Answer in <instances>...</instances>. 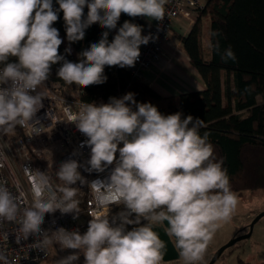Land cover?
Wrapping results in <instances>:
<instances>
[{"label":"clouds","instance_id":"clouds-1","mask_svg":"<svg viewBox=\"0 0 264 264\" xmlns=\"http://www.w3.org/2000/svg\"><path fill=\"white\" fill-rule=\"evenodd\" d=\"M168 2L55 0L56 8L54 0H0V135L13 133L17 126L27 129L30 138L44 133L46 127L37 117L44 107L41 89L58 62L63 61L57 76L84 87L106 83L105 66L134 67L141 46L158 37L142 35L143 26L130 21L119 27L111 42L109 31L117 29L122 13L162 22ZM85 6H89L87 15ZM61 11L69 42L83 40L95 22L109 30L83 49L78 61L67 58L73 51L71 45L65 54H58L63 41L53 25ZM212 47L225 62L237 60L230 46L223 52L218 44ZM135 96L128 92L99 105L81 102L76 111L72 106L64 108L67 121L87 137L81 148H90V158L83 163L76 159L61 162L55 177L62 186H54L46 171L31 172L30 206L21 210L17 196L0 180V224L20 225L15 235L18 243L36 235L33 246L41 250L57 244L61 250H77L57 264H78L81 253L84 264H162L166 244L154 229L167 222L165 233L175 238L185 264L203 260L217 230L231 221L239 203L224 160L216 157L210 133L201 134L204 120L182 112L164 115L151 102H137ZM5 148L0 143V154ZM114 162L105 180L88 183L79 171L103 173ZM77 182L87 184L95 205L107 211L93 214L83 234L64 227L42 229L46 214L59 211L78 218ZM17 189L23 196L19 184ZM111 205L125 208L118 214V224L117 217L109 219ZM133 214L134 219L130 218ZM128 225L138 227L129 231ZM8 238L0 232V240ZM0 262L9 264L4 250H0Z\"/></svg>","mask_w":264,"mask_h":264},{"label":"trees","instance_id":"trees-1","mask_svg":"<svg viewBox=\"0 0 264 264\" xmlns=\"http://www.w3.org/2000/svg\"><path fill=\"white\" fill-rule=\"evenodd\" d=\"M206 1L201 13L211 17L206 37L211 58L206 60L202 56L201 32L197 25L182 41L192 66L208 85L207 90L162 97L145 82L136 80L127 67L119 66H105L108 79L102 85L68 84L56 75L63 61L52 66L46 84L64 98L96 104L133 92L137 102H151L164 115L182 112L184 116L204 120L206 127L201 129V134L210 133L215 155L224 160V167L228 170L231 188L241 196L247 191L264 190V0ZM54 7H59L55 0ZM88 11L89 6H85V15ZM125 21L142 25L143 32L146 31L145 17L133 18L124 13L117 29L109 31L100 22H95L88 27L83 40L74 42L66 39L62 11L53 26L73 49L67 53V58L78 61L83 49L89 48L93 41L98 42L103 32L109 31L111 42ZM213 32L218 35L212 36ZM215 44L219 45L221 52L230 46L237 60L225 62L214 51L212 45ZM67 47L62 42L58 54H65ZM50 177L57 185L56 179ZM78 264H84L82 253Z\"/></svg>","mask_w":264,"mask_h":264},{"label":"built area","instance_id":"built-area-1","mask_svg":"<svg viewBox=\"0 0 264 264\" xmlns=\"http://www.w3.org/2000/svg\"><path fill=\"white\" fill-rule=\"evenodd\" d=\"M204 8L205 6L199 0H169L166 5L165 19L162 22L155 21L143 34L151 33L156 35L158 39L154 43L150 42L146 46H141L138 62L134 67H127L130 74L136 80L145 82L146 72L161 60L165 47L170 43L173 26L181 18L193 22L195 14ZM41 90L45 93L44 107L38 112L37 117L46 127L44 133L41 136L30 138L27 129L17 126L13 133L0 135V143L6 145L4 153L0 154V180L6 181V186L17 196L21 210L31 204V185L28 178L31 172L46 171L56 179L57 185L62 186V182L55 177V172L60 163L69 159H76L83 163L90 158V148L87 146L81 148V144L87 140V137L78 131L75 124L69 123L64 114L65 107L72 106V110L76 111L81 101L60 96L48 84ZM121 97L123 96L118 98ZM48 113L50 119L47 118ZM122 146L121 143L119 147ZM118 155L119 153H117V158ZM114 167L115 162L103 173L93 172L89 174L83 169H79V171L88 183H91L97 179L105 180ZM26 169L29 170L27 174ZM17 184L21 186L23 196L19 195ZM53 185L55 186V183ZM74 187L80 188L77 198L81 199L83 204L80 207L78 218L73 219L72 214L62 215L59 211L54 214H46L42 229L56 230L59 227H64L67 230L78 229L83 234L93 214L99 215L107 211L95 205L93 194L87 184L82 186L77 182ZM122 211H125L123 205H111L108 213L110 221L113 217H117L118 224V214ZM134 217L133 214L130 218ZM19 227L20 225L16 222L5 221L0 224V232L7 233L9 237L7 240H0V250L6 252L9 264H45L50 260L58 261L75 251L71 249L61 250L58 244L48 245L41 250L33 246L38 240L36 235L18 243L15 235ZM133 227L128 225L126 229L130 231ZM162 264L166 263L162 261Z\"/></svg>","mask_w":264,"mask_h":264},{"label":"crops","instance_id":"crops-1","mask_svg":"<svg viewBox=\"0 0 264 264\" xmlns=\"http://www.w3.org/2000/svg\"><path fill=\"white\" fill-rule=\"evenodd\" d=\"M199 1L204 6L206 5V0ZM145 21L147 31L155 21H149L146 17ZM210 24V15L201 12L195 14L193 22L184 18L179 19L173 26L170 43L165 47L161 60L146 72L145 84L149 85L160 96L166 98L207 90L208 85L192 66L190 58L183 48L182 39L187 37L193 27L197 25L201 32L200 47L202 56L204 59L209 60L211 58L210 47L206 37L209 33Z\"/></svg>","mask_w":264,"mask_h":264},{"label":"rangeland","instance_id":"rangeland-1","mask_svg":"<svg viewBox=\"0 0 264 264\" xmlns=\"http://www.w3.org/2000/svg\"><path fill=\"white\" fill-rule=\"evenodd\" d=\"M60 37L63 43L69 46L68 42ZM238 197L239 203L231 221L223 223L217 230L203 260L198 264H209L220 248L233 239L248 234L255 218L264 213V190L247 191ZM45 264H57V261L50 260ZM168 264H185V261L182 258L181 261ZM216 264H264V218L255 225L250 238L228 249Z\"/></svg>","mask_w":264,"mask_h":264},{"label":"water","instance_id":"water-1","mask_svg":"<svg viewBox=\"0 0 264 264\" xmlns=\"http://www.w3.org/2000/svg\"><path fill=\"white\" fill-rule=\"evenodd\" d=\"M264 218V213H261L258 215L253 223L250 226V232L244 236L237 237L230 241L228 244L220 248L215 256L211 259L209 264H216V262L223 256V254L230 248L234 247L237 243H239L242 240L248 239L252 236L253 230L255 225ZM166 226L167 222H165V225L163 227H157L154 230L157 231L160 235V238L165 242L166 244V253L164 256V261L165 263H172L179 261L183 257L180 255V250L175 247V238L174 237H169L165 232H166Z\"/></svg>","mask_w":264,"mask_h":264}]
</instances>
